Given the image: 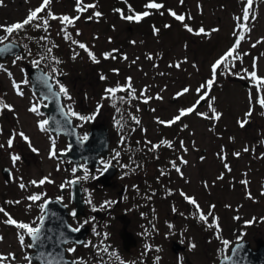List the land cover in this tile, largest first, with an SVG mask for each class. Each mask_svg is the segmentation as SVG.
Instances as JSON below:
<instances>
[{
  "label": "rangeland",
  "instance_id": "1",
  "mask_svg": "<svg viewBox=\"0 0 264 264\" xmlns=\"http://www.w3.org/2000/svg\"><path fill=\"white\" fill-rule=\"evenodd\" d=\"M149 2L150 0H127L125 4L124 0H82V4H95L96 7L79 13L75 9L76 0H52L50 8L55 15L81 16L74 27H67V31L72 39L87 44L99 63L92 62L78 45L64 39L62 29L65 26L58 20H50L46 31L26 26L21 30L24 32L22 37H16L17 39H9L10 35L0 28V43L15 41L22 48L21 53L0 60V65L3 66L0 67V100L12 106V110H0V144L4 145L0 148V207L18 222L29 223L33 227L39 225L42 206L48 198H57L67 212L74 211L70 190L65 189L75 177L73 166L68 158H62L59 154L68 141L62 135L52 133L54 136H51L48 130H41L39 125L46 120V115L36 106L41 102L34 97L26 77V68L37 66L33 62L38 61V66L43 71L56 76L67 89L68 96H65L64 103L68 106L67 111L74 126L79 128L81 137L94 122L108 125V133L115 139V145H118L119 137L123 135L139 139L140 147L145 146L138 153L144 152V156L153 152L149 151L153 144H159L162 140L172 143L171 148L164 145L159 148L163 159L158 165L163 175L154 174L153 167L141 166L144 178L152 173L151 179H158V182L150 183L148 177L147 185L143 183V177L140 178L139 182L145 184L141 188V197L156 193L159 196L158 214L163 230L168 229L173 235L184 237L188 246L195 245V248L189 247L188 251L178 256H187L191 260L190 264H199L201 260L205 263L213 262L233 243L239 241L243 234L251 240L252 246L253 238L264 241V108L255 102L256 82L248 75L255 70L259 77H264V0H253L252 12L247 22L250 31L237 27L244 23L243 9L246 0H184L182 4L180 0H153L164 5L160 10L147 9L145 5ZM41 3L42 0H2L0 25L10 26L23 21L29 10H34ZM129 5L136 13L149 11L152 14L136 23L122 19L120 13L114 11L119 8L125 15H131L133 12L129 11ZM168 9L183 14L185 21H177L169 14ZM95 11L103 15L86 19ZM253 13L254 20L251 19ZM46 14L47 10L40 15L46 17ZM183 23H187L194 31H187ZM165 25L170 27L165 28ZM153 26L159 29L156 35L153 34ZM201 27L205 29L206 35L196 34ZM77 28L80 35H76ZM241 32L245 38L237 49L240 57L228 58L214 75L212 65L233 47ZM41 37L47 39L42 40ZM132 41L136 43L133 44ZM49 48L50 54L47 52ZM113 49L119 50L113 53L116 59H104L102 54L111 53ZM74 53H78L75 58ZM149 55L152 59H147ZM123 56H127V59H123ZM176 64L180 67L173 66ZM113 69L119 71L113 72ZM102 75L107 79H101ZM129 77L131 86L136 91L135 99L131 97L130 90L117 91L114 95L106 92L108 88L126 86ZM208 80L214 81L211 87L201 88ZM14 81L23 95L18 94L14 88ZM186 87L189 92L177 97L176 94ZM198 88L201 89L199 93ZM205 92L207 99L198 105L197 101ZM250 93L254 98L251 105ZM117 95L124 97H121V101H116ZM157 95L162 99H156ZM261 95H264V91ZM145 97L152 99L144 103ZM75 103L79 107H75ZM193 105H197V111L208 117L213 116L212 108L221 116L216 120L201 117L194 112L182 117L180 122L171 127L157 123V117L168 121L178 115L180 109ZM33 106L37 107V112L30 111ZM250 106L254 109L251 122L242 129L237 121L244 118ZM72 112L78 115L74 116ZM81 116L92 119L82 120ZM133 117L139 119L140 123L137 124ZM183 125L188 127L184 128ZM19 132L29 137L31 147L19 136L15 137L13 147H8L9 137ZM147 141H151V144ZM181 141L187 151L181 149ZM246 146L249 148L248 152L243 151ZM31 148L37 151L33 152ZM53 150L55 156L50 155ZM236 152L241 155L235 156ZM218 153L226 159L222 160ZM12 154L20 156L15 163L11 159ZM202 156L203 160L200 159ZM108 157L107 160H110L114 155L109 154ZM180 157L188 163L182 165ZM131 162L136 163L134 159ZM172 162L181 169L183 175L175 170ZM225 164L231 171L225 168ZM2 167H8L10 177L4 176ZM157 171L155 168V173ZM124 174L134 178L138 172L122 171L115 180L119 182V177L122 178ZM221 175L223 179H218ZM44 178L47 180L42 185L31 183ZM245 180L248 182L246 185L242 183ZM21 183L25 185L24 188L19 186ZM132 185L137 186L131 184L129 187ZM83 187L86 188L85 210L105 201H108L109 207L119 202V184L93 192L89 182ZM167 190L172 195L167 196L170 202L163 204ZM32 195H39L40 200H29L28 197ZM185 196L194 198L207 212L214 205L212 211L218 227L201 225L202 222L194 219L196 208L188 203ZM16 201L19 203H14ZM7 218L0 213V236L3 237L0 240V254L7 256L11 253L15 259L9 257L4 264H29L26 257L30 256L32 249L27 247L30 244L28 235L25 230L4 223ZM71 218L67 220L71 227L83 222V218ZM107 219L112 222L110 216ZM85 220H90L89 215ZM212 220L213 217H209L208 224H212ZM113 226L115 231L112 233L115 236L116 231L121 228V222L115 220ZM19 234L25 235L24 245L18 239ZM202 236L206 237L205 241L201 240ZM184 240L179 241L187 244ZM225 241L228 243L225 244ZM84 245L85 248L88 247V243ZM95 246L94 244L92 247ZM133 251L125 252L127 260H134ZM161 253L164 261H167L164 247ZM68 256L72 257L70 254Z\"/></svg>",
  "mask_w": 264,
  "mask_h": 264
},
{
  "label": "flooded vegetation",
  "instance_id": "2",
  "mask_svg": "<svg viewBox=\"0 0 264 264\" xmlns=\"http://www.w3.org/2000/svg\"><path fill=\"white\" fill-rule=\"evenodd\" d=\"M50 75L54 87L59 91V87L61 85L60 81L56 79V76H54L53 74L50 73ZM26 77L27 80H29L27 74ZM32 93L34 97L41 102L40 106H36L40 107V109L42 110L43 105L46 103L45 100L41 99L40 97L37 98L33 90ZM61 97L64 106L68 110V106L66 105V103H64L65 95L63 93H61ZM74 106L79 107L77 103H75ZM93 123L94 122H92L91 124ZM90 126L88 127V132L85 133L81 138H84L85 135L89 133ZM106 126L109 131V127L107 124ZM50 135L54 136L51 132ZM110 136L111 140L109 142L110 148L108 150V154L106 156L99 157L98 165H95L91 168L81 160L77 168V166H75L73 162H70L73 166V169H76V171L73 172L75 174V177L71 179L70 184L65 187V189L67 190L69 188L70 195L73 198V183H78L83 200V208L81 209L82 211H79L77 213L76 205L72 199L74 205L73 212H75V216H73V213H71V220L83 218V222L81 224L76 227H72H80V236L84 234V241L71 243L70 245V248L73 247L75 249V251L71 252L73 257L72 259H74L75 264H190L191 260H189L187 256H184L183 258L182 256H178L179 254L189 250L188 242L184 240V237L182 236H176V234L173 235L169 232L168 229L165 231L163 230V226L159 221L160 219L158 214L159 196L156 193H148L144 198L141 197V188L145 187V184L143 183L149 185V181L147 180L148 177L150 179V183L158 182V179H156L155 177L151 179L152 173L148 174L146 178H144L142 176L144 170L141 168V166L143 167L144 165L148 168L153 167L152 172L154 174L158 175V173H161V168L158 165L160 160L163 159V156L160 155L159 152L160 147L154 150L151 154L144 156L146 155L144 152H141L139 154L138 151L145 145H142V147H140L141 142L136 137H128L126 135H123L119 137L118 145H115V139L112 137V135ZM110 149H112V152L110 151ZM163 149L165 152H167L166 148ZM62 152L63 149L59 154H62ZM117 153H119V155H117ZM109 154H113L114 158L107 160L109 158ZM131 159H134L136 163L131 162ZM110 167L114 168L115 172L113 174V177H111L109 179V182H107L104 178L101 177L103 176L104 172ZM155 168H157L158 170L156 173ZM131 170H135L138 172V174H136L134 178L130 177L129 174H124L122 178L119 177V182L117 179L115 180V177H117L120 172H130ZM85 175H87V179H84ZM142 177L143 183H140L139 181ZM101 179L102 181H99ZM86 182L90 183L92 192L100 188L106 189V187H116L119 184V202L109 207L108 201H105L97 203V205L92 209L85 210L86 201L84 199L86 188L83 186L86 185ZM131 184H137V186L134 187L132 185L131 187H129ZM153 188L154 190L156 189L155 186ZM169 193L170 192L167 190V193L165 195L166 197L162 200L163 204L170 202L167 199V196L172 194ZM144 194L145 193H143V195ZM141 202L142 204H140ZM199 205L203 213L207 215L208 212L206 210L204 211V209L201 207V204ZM68 213L70 214V212ZM87 215H89L90 220H85ZM108 216L112 218L111 223L107 219ZM115 220L121 222V228H119L118 231H116V235L113 236L112 232L115 231V226H113ZM85 221H87V223H85ZM81 225H83V227H81ZM201 225L206 226L204 222H202ZM89 238H91L92 240L87 241V239ZM161 240H163L165 243H163ZM179 240H184L187 244L181 243ZM201 240L205 241L206 237L202 236ZM241 240H247L250 247L255 250V246L258 240L255 241V238H253L252 241L254 243V246L251 245V240L247 239L246 234L242 235L239 241ZM85 243H88V247L86 248L84 245ZM235 243H233L232 246ZM94 244L96 246L93 248L92 246ZM178 244H181L186 248L177 249V251H175V248ZM67 246H69V244ZM162 247H164L167 261H164L163 259V255L161 253ZM231 247L218 260H215L213 262L209 261L208 263H205L203 260H201L202 263L200 261L199 264H215L219 262L222 258L229 256ZM104 249H107V251H104ZM131 250H134L133 261H129L125 258V254L130 252ZM157 257H159L158 261ZM170 259L171 263H169Z\"/></svg>",
  "mask_w": 264,
  "mask_h": 264
},
{
  "label": "snow or ice",
  "instance_id": "3",
  "mask_svg": "<svg viewBox=\"0 0 264 264\" xmlns=\"http://www.w3.org/2000/svg\"><path fill=\"white\" fill-rule=\"evenodd\" d=\"M180 2L182 4L184 2V0H180ZM0 3H2V0H0ZM51 3H52V0H42V3L37 8H35L34 10H32V9L29 10V14L27 15V17L23 21L13 23L10 26L0 25V28H3L9 35H11L13 32H19L21 30H24L26 28V26H32V27H35L37 29L43 28L46 31L48 29V27H49V21L50 20H58L62 25L65 26L62 29L63 32H64V39L70 41L72 44L78 45V47L80 49H82L85 53H87L88 57L91 59L92 62L99 63L100 61L98 60L97 56L89 49V46L87 44H85V43H82V42H79L77 40L72 39L71 35L67 31V27L68 26H73L74 27L76 21L81 19V16L77 15L75 17H70V16H68L66 14L57 16L51 11V8H50ZM124 3L127 4V0H124ZM95 7H96L95 4H87V5L82 4V0H76V3H75V9L79 13H85L88 9H94ZM145 7L147 9L160 10V9L164 8V5L162 3H156V2H153V0H150V2L145 5ZM252 8H253V0H246L245 6H244V9H243V21H244V23L238 24L237 27H239L241 29H244L245 31H250V29L247 28V22L249 21L250 13L252 12ZM46 10H47L46 17L40 15L41 13L45 12ZM114 11H116L117 13H120L122 19H124L126 21H129V22H136V23L141 22L145 17H148L149 15L152 14L149 11H144L142 13H136V12H134V10L131 9L130 5H129V11L133 12V14H131V15H125L123 10H121L119 8L115 9ZM168 12L177 21H180V22H184L185 21V16L183 14H177L174 10H171V9H168ZM160 14L162 15L163 13L161 12ZM102 15L103 14L101 12L95 11V12H93L92 15L87 16L86 19L91 20V19H93V17H101ZM189 19H191V17H189ZM237 19L239 20L240 18L238 17ZM251 19L252 20L255 19L254 13L251 15ZM183 26L189 32H193L194 31L191 27H189V25L187 23H183ZM164 27L168 28V27H170V25H165ZM213 31H216V30L214 29ZM158 33H159V29L156 28L155 26H153V34L156 35ZM196 34L197 35H201V34H205L206 35L207 33H206L205 29L203 27H201L196 32ZM76 35H80V31H79L78 28L76 29ZM234 35H235V32H234ZM6 38L7 37H4V39H6ZM244 38H245L244 34H243V32H241V34L239 36H237V38L235 40V43L233 44V47L230 48L224 54V56H222L220 59H218L212 65V71H213L214 75L216 74L217 68L219 66H221L228 58L236 59V58L240 57V54L237 52V49L240 47L241 41H243ZM41 39L42 40H46L47 37H41ZM109 40L111 41V37H109ZM131 43L135 44L136 42L132 41ZM257 43H260V41H257ZM15 46H16L15 44L4 45L3 47H0V53H8ZM253 47H255V45H253ZM118 51H119L118 49H113L111 53L106 52V53H103L102 55H103L104 59H109V58L116 59V56L113 55V53H116ZM47 52H48V54H50L51 53V49L50 48L47 49ZM234 53H236L235 56L233 55ZM75 55H78V53H74V57L73 58H75ZM244 55H247V53H245ZM122 58L123 59H127V56H123ZM17 59H21V57H17ZM147 59H152V56L149 55L147 57ZM14 63H15V61H14ZM33 63L35 65H37V66L39 64L38 61H34ZM173 66L177 67V68L180 67L179 64H176V65H173ZM0 67H3V66L0 65ZM255 67H256V63H255V60H254L253 61V69H255ZM4 70L7 71V69H4ZM118 71H119L118 69H113V72H118ZM8 74L11 75V73H8ZM248 75L251 77V79L253 81L256 82L257 96L255 97V102L257 104H259V106L261 108H264V95H261V92L264 91V77H259L255 70L251 71ZM100 78L101 79H107V77H105L103 75ZM48 79H49L48 74H42L40 77H38V80L42 81L45 84V86L48 88V91L53 96H55L57 99L59 98V95L61 93H63L66 97L68 96L67 89L62 84L59 87V93L52 92L51 85L48 84ZM26 82L27 81H25V83ZM213 82H214L213 80H208L205 85L201 86V88H205V89L210 88L211 85L213 84ZM13 86H14V88H16L18 94L23 95V93L20 91L19 86L15 83V81L13 82ZM129 90H130L131 97L133 99H135L136 98V91L131 86V78L130 77L127 78L126 86L120 87V88H108V89H106V92L108 94L114 95L117 91H129ZM200 91H201V89L198 88L197 92L199 93ZM188 92H189V88L186 87L181 92L177 93L176 96L179 97V96H181V95H183L185 93H188ZM142 94H143V92H142ZM68 98L70 99L71 97H68ZM121 99H123V98H121ZM150 99H152V97H145L144 103H147L148 100H150ZM156 99H162V97L157 95ZM206 99H207V94L205 92L204 94H202L200 96V100H206ZM253 99L254 98L252 97V95L250 93L249 94L250 105H251ZM200 100L197 101V104L200 103ZM99 107L100 106L98 105L97 106V110H99ZM210 107H211V105H210ZM4 109L12 110V106L7 104V103H4L2 100H0V110H4ZM30 111L37 112V107L33 106L30 109ZM153 111H155V110L153 109ZM253 111H254L253 107L250 106L248 112L245 113L244 118L242 120H238L237 121V123H238L240 128H242V129L245 128L251 122L250 121V117L253 115ZM194 112H195L196 115H199L201 117L210 118V119H216V120H218L220 118V116H221L220 113L216 112L215 108H212L213 116L212 117H208L205 113L197 111V105H193L192 107H189L187 109H180L179 110V114L174 116L172 119H170L168 121L162 120V119H160L158 117L156 119H157V123H159L161 125H165V126L171 127L172 125H175L178 122H180L182 120V117H186L189 114H192ZM71 114L74 115V116L78 115L75 112H72ZM262 115H264V113H262ZM80 119L88 120V119H92V117H83V116H81ZM133 119L135 120V122L137 124L140 123L139 119H137L136 117H133ZM48 123H49V121H47V120L40 122L39 126H40L42 131H47V129L44 126L47 125ZM183 127L187 128L188 126L187 125H183ZM0 131H2V129H0ZM16 136H19L21 139H23L24 141L28 142L29 143V147H31V142L29 140V137L26 136L23 132H19V133H13V135L10 136L9 139L7 140V145H8L9 148L13 147L14 139H15ZM87 138H88L87 135H85L84 139L86 140ZM147 143L151 144V141H147ZM161 145L167 146L169 148H171L173 146L170 141L162 140L159 144H153L152 147L149 149V151H154V150L158 149ZM3 146L4 145L0 144V148H2ZM180 147L184 151H187V149L184 146V142L183 141L180 142ZM31 150L33 152L37 151L35 148H31ZM243 151L244 152H248L249 148L246 146L243 149ZM50 155L51 156H55L56 155L55 151L53 150L50 153ZM117 155H119V153H117ZM217 155H219L222 160L226 159L225 156H223V155H221L219 153ZM234 155L239 157L241 155V153L240 152H236V153H234ZM11 159H12L13 163H15L17 160L20 159V156L19 155H12ZM179 159H180L182 164H187L188 163L186 160L183 159V157H180ZM200 159L203 160L204 157L202 156V157H200ZM172 166L175 168V170L178 173L183 175V173L181 172V169L175 164V162H172ZM225 168L228 171H231V169L229 168V166L227 164H225ZM75 171H76V169H73V172H75ZM161 174L163 175L164 173L162 172ZM84 179H87V175H85ZM218 179H223V175L218 177ZM46 180H47V178H44V179H41L39 182L32 181L31 183H33V184L39 183V184L42 185V184H44L46 182ZM242 183H244L246 185L248 182L245 180V181H242ZM19 186L21 188L25 187V185L23 183H21ZM61 187H63V185H61ZM181 195H184V194L181 193ZM249 196H250V194H249ZM28 199L32 200V201H37V200H40V196L39 195H32V196L28 197ZM185 199L188 201V203H190V204L195 206L196 212L193 214V216H194V218H196L198 220V222H204L209 227H212L213 225H216V218L214 217L213 211H212L214 209V207H215L214 205L210 206L209 212L207 213V215H205L203 213V211L200 209V206L198 205L197 201L194 198L185 196ZM6 203H12V202H6ZM14 203H19V201H16ZM173 210H175V208ZM0 213H3L5 216L8 217L4 221V223H6L8 225H13V226H15L16 228H18L20 230H25L26 231L27 235L33 241V243L27 245V247L32 248V247L38 246L39 244L43 243V240L50 239V237L46 236L45 233H44V220H45L44 216L40 217L39 225H37L36 227H33L29 223L18 222L17 220L12 218L10 216V214H8L3 207H0ZM73 216H75V212H73ZM209 217H213L212 224H208ZM85 223H87V221H85ZM216 226L218 227V225H216ZM81 227H83V225H81ZM169 227H172V226L169 225ZM80 230H81L80 227L71 229V231H74V232H79ZM2 239H3V237L0 236V240H2ZM18 239H19L21 245H24L25 235L24 234H19L18 235ZM63 242H66V241H63ZM181 243H183V241H181ZM227 243L228 242L225 241V244H227ZM189 247L190 248H195V245L194 244H190ZM67 251L68 252H73V251H75V249L74 248H69V249H67ZM104 251H107V249H104ZM233 251L235 253L236 250L234 249ZM9 257H11L12 259H15L14 254L9 253L7 256H5L3 254H0V264H4V262L6 260H8ZM38 258L41 259V264H63V256L62 255L54 257L52 255V253H40ZM26 259H28L29 260V264H31V258L30 257H26ZM225 259H229V258L226 257ZM158 260H159V257H157V261ZM73 264H75V262H73Z\"/></svg>",
  "mask_w": 264,
  "mask_h": 264
},
{
  "label": "water",
  "instance_id": "4",
  "mask_svg": "<svg viewBox=\"0 0 264 264\" xmlns=\"http://www.w3.org/2000/svg\"><path fill=\"white\" fill-rule=\"evenodd\" d=\"M15 44L16 46L8 53H0V59H5L10 56H14L21 52L22 48L19 44L12 41L5 42L0 45ZM28 70V76L32 90L42 99H45L47 104L44 106L43 112L47 115L46 125L47 128L56 133L63 135L68 143V150L62 154L75 164L78 168L79 162L84 161L91 168L98 164L99 156H105L109 146V133L105 124H92L90 126L87 139H80L78 129L74 126L73 120L67 113L63 106L61 94L57 99L49 91L45 84L38 80L42 74H48V84L51 85L52 92L59 93L54 87L51 81V75L43 71L40 67H31ZM202 100L201 103H203ZM114 168H108L101 178L109 182V179L113 177ZM5 176L8 175V171H4ZM99 181H102L99 180ZM73 202L76 205V212L82 211L83 200L81 196V190L78 183H73ZM43 216L44 220V233L50 239L43 240L42 244L32 247L31 259L33 262L41 264V259L38 258L40 253H52V255L63 256V264H73L74 261L66 258L64 245L68 242H81L84 241V234L80 236L79 232L71 231L73 229L68 223V212L66 208L57 200H50L44 205ZM31 243H33L30 238ZM66 241V242H63ZM184 249V246L178 244L175 248ZM236 250L235 253L233 250ZM229 259L222 258L217 264H264V241H257L255 250H253L247 240L240 241L233 245L228 256Z\"/></svg>",
  "mask_w": 264,
  "mask_h": 264
},
{
  "label": "trees",
  "instance_id": "5",
  "mask_svg": "<svg viewBox=\"0 0 264 264\" xmlns=\"http://www.w3.org/2000/svg\"><path fill=\"white\" fill-rule=\"evenodd\" d=\"M13 34H14V35H13ZM23 34H24V32H22V31L12 33V34L10 35V38H9V39H11V38H15V39H17V38H19V37H22ZM16 37H17V38H16ZM121 97H124V96H120V97H118V95L115 96L116 101H121V100H122Z\"/></svg>",
  "mask_w": 264,
  "mask_h": 264
}]
</instances>
